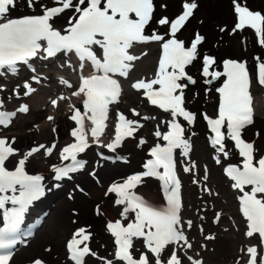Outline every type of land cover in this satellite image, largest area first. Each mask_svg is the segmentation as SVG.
<instances>
[{
    "label": "snow or ice",
    "instance_id": "6c2138e0",
    "mask_svg": "<svg viewBox=\"0 0 264 264\" xmlns=\"http://www.w3.org/2000/svg\"><path fill=\"white\" fill-rule=\"evenodd\" d=\"M24 2L33 13L40 8L41 14L11 18V12L18 6L17 0H0V76H16L20 66H27L31 73L29 79L13 90L15 97L20 98L22 87L26 97L37 91L33 83L40 85L48 79L37 71L36 60L48 61L60 54L66 57L75 55L78 60L76 66L69 62L60 67L76 72L78 84L60 77L59 83L71 90V95L60 94L51 99V105L55 108L60 101L75 97L80 100L83 111L70 104L68 119L74 122L70 131L73 141L59 150L54 142L50 146H33L22 154L13 147L15 137H0V210L3 220L0 227V264H11L12 250L22 242V236L31 234L22 227L27 215L35 203L52 190L45 185L42 174H30L27 170L35 154L43 150L45 156H51L58 151L61 163L53 164L51 171L56 182L52 187L59 189L63 181L73 179L74 174L85 169L87 161L79 157L93 145L115 152L125 139L134 137L144 127L142 121L156 119L155 116H141L136 108L129 111L140 119L129 118L118 108L123 95L121 79H130L136 62L147 55L146 52L136 54V48L153 43L160 49L155 72L151 78L135 80L131 88L149 105L168 114L170 119L161 122L167 128L162 131L160 124L155 126L154 136L158 142L151 148V159L143 165L145 171L112 184L108 190L115 194V204L122 206L121 218L106 225L114 238L113 258L108 259L94 251L90 247L92 233L81 227L67 242L68 259L71 264H87L90 257L99 264H203L188 251L193 248V243L186 230H191L194 222L183 218L182 182L177 172V150L188 161L183 167L185 173L195 176L198 170L197 164L191 161L192 145L180 119L189 126L194 125L197 119V114L186 107L185 90L190 84H196L187 69L198 60L202 63L200 75L206 85L223 78L221 86L215 89L219 94L215 117L207 112L201 114L209 129V142L216 153L215 162L220 165L222 160L230 157L226 141H231L242 159L238 165H228L224 169L225 175L232 181L231 187L240 193V211L247 222L246 237L257 239L260 245H264V156L257 157L255 142L245 139V129L254 122L253 82L264 88V59L255 57L254 73L250 72L247 61L237 59H225L223 71H220L213 67L217 63L215 57L200 55L199 47L205 40L204 36L196 33L186 45L178 33L198 8L196 0H183L182 12L174 19L167 16L155 19L154 0ZM232 3L236 16L232 34L253 30L257 43L264 47V14L250 10L242 0H232ZM161 7L166 8L167 5ZM66 12L71 13L66 26L56 27V20ZM153 25L163 27L164 32ZM225 30L220 29L222 32ZM89 65L92 71L86 74L85 69ZM0 91H4L3 85H0ZM208 91L211 88L206 89ZM4 107V100L0 98V126L4 128L10 126L18 112H29L27 104L11 112L2 110ZM47 119L54 121L55 117L49 115ZM110 120L114 138L104 144L101 138L110 128ZM65 161L69 162L63 163ZM9 164L13 166L9 168ZM207 173L205 166L202 177L205 182ZM149 177L161 182L164 204L154 205L136 192L137 187ZM192 182L201 184L200 179L194 178ZM202 190L209 196L219 195L207 186ZM221 215L217 213L213 222L218 224ZM199 218L205 219L204 216ZM198 227L203 233V225ZM205 239L214 237L208 235ZM137 241L142 242L145 249L139 257L134 255V251H139L135 249ZM240 251L243 255L236 264H241L242 260L244 264H264V250L258 251V245L252 244ZM32 264L45 262L36 258Z\"/></svg>",
    "mask_w": 264,
    "mask_h": 264
},
{
    "label": "bare ground",
    "instance_id": "6f19581e",
    "mask_svg": "<svg viewBox=\"0 0 264 264\" xmlns=\"http://www.w3.org/2000/svg\"><path fill=\"white\" fill-rule=\"evenodd\" d=\"M181 0H155L156 4H157V9L158 11L162 12V11H167L169 13H173L175 11H177V9L179 8V3ZM226 0H222L221 5L218 7L219 9H212V8H208L207 9V3H205V0H196V3L198 4V8L197 11L198 13H204V19L203 21L199 22V23H195L193 24V27H204V30L206 31L207 34V38L204 41H207V46L205 47H213L215 50H218L219 52H233L236 53L238 55H242L245 56V58L248 59L249 63H251V65L257 63V61L255 60V57L259 56L262 59H264V47H261L258 43L256 38L253 37L252 34H254L253 30L250 29H246L244 32H238L236 34H232V29L234 27V24L236 22V16L233 10V3H231L228 0V4L226 5ZM247 1V3H249V5H252L253 8L256 11H260L262 14H264V0H245ZM161 5H167L166 8H162ZM195 10V16H196V12ZM64 18H67V16L65 15ZM213 20V22L211 21ZM221 28H225V31H220ZM182 34V33H181ZM184 37L186 35V32H183ZM204 43V42H203ZM202 43V44H203ZM148 47L150 48L149 52L147 53V55L143 56L142 59L139 60L138 62V66H140L141 68L138 69L136 75L140 74L141 72H144V70L147 71L148 68H143V65L146 64H150L152 65V63L154 62L153 59L155 57L156 54V47L154 44H149ZM200 66H202L201 61L199 63H197V65L195 66V68H193L192 70V74H194L199 80H202L203 77L200 75V71L199 68ZM8 90H10V87L7 88L4 91V96L6 98H8L9 96L14 97V93L13 91L8 92ZM0 93H2V91H0ZM47 95V94H46ZM134 100L135 97L133 96ZM30 101L32 104L31 109L29 110L31 112V114L36 118L34 120V122H38V126H39V132L36 131V129L33 128H28V130H24L23 125L25 123L30 122V118L27 116L26 120H24L22 118V116L18 117L14 124V128H12L8 133H5V135H8V138H12L15 137V135L17 136V138L15 137V146L16 148L20 149V152L23 153L24 152V148L27 147V144L30 143L34 138H37L38 140L40 139H49L51 137V132L49 130L50 128V124L54 121H47L45 120V118L43 117V112L45 111V109L42 108H37L35 109L36 105H38L39 103H44L43 98L41 97V91L37 90L36 93H34L32 96H30ZM216 99V96H214L213 92L210 91L207 95H201L195 98V101H197L202 107L198 108L197 111L200 112H208V110H206L205 108L210 107L211 102L214 101ZM52 112L56 113L55 117L58 118V130L59 131H64V125L68 124V121L65 120L63 118L62 113H60L57 109H52ZM46 115V113L44 114V116ZM210 115V114H209ZM55 118V121H56ZM32 122V121H31ZM205 126V122L204 121H199L198 127L197 128H201ZM252 127H254V129L252 130L254 132L255 129L260 128L261 130H264V118L261 115H257ZM259 129V130H260ZM249 139L251 140L253 137L251 134L248 135ZM197 143L199 146H204V143L201 139L197 138ZM127 150H131V154H130V162L135 160V157H141L142 153H140L138 150L135 151L132 148H127ZM39 158V156H37ZM141 159V158H140ZM33 160H31L32 162ZM30 167L35 166L32 163L29 164ZM45 165H41V169L46 173L48 172V169L44 167ZM36 170H40V168L37 167ZM216 169L214 167H212L211 170V174H215ZM98 173H99V177L100 180L102 181H107L109 180L111 177V175L108 172V169H105L104 166H102L101 168L98 169ZM81 183L86 187V189L89 191V197H82V199L80 201H75L74 205L79 208L80 213H89V210L91 209L92 206V202L94 200H98L99 198L102 197L101 192L99 191V189L97 188V184L96 182H94L93 180L87 179L86 177L82 178ZM148 183L150 184V182L148 181ZM145 183L142 185V187L140 188L141 191H143L145 194L150 195L151 198L155 199L157 197V193H154L151 189V186ZM52 191V190H51ZM59 193V190L52 192L51 197H56ZM75 199V198H74ZM216 200L222 199L220 197H216ZM48 202L46 201V199H44L42 201V204H47ZM60 204L66 208V205L70 204V200L66 199V198H61L60 199ZM223 203H221L222 205ZM224 206V205H223ZM228 206H224V209H226ZM56 216H54V223H53V229L52 232H50L49 234H45L46 238H48V240H56V236H60L66 229L67 227H69V223L67 221L66 218V212L62 209L61 212V217H59L60 212H56L55 213ZM92 214V213H89ZM98 218H94V228L96 233L98 234ZM101 234L103 236V239H106L105 237V232L104 230L101 231ZM64 235V234H63ZM223 236V235H221ZM219 240V239H218ZM251 243L253 242L252 239H248ZM246 241V239H245ZM226 242V244H228V240L224 241L221 240L219 243L220 244H224ZM218 243V241H217ZM60 247V244L58 243V246H55V249H58ZM38 251L41 253L42 252V248H38ZM227 251V249H226ZM102 254V253H101ZM100 254V255H101ZM104 255V254H103ZM101 255V256H103ZM15 256V255H14ZM46 256V255H45ZM222 256V255H221ZM29 257V256H28ZM232 258V257H231ZM49 260V259H48ZM58 264V263H55ZM95 264H99L98 261L95 262Z\"/></svg>",
    "mask_w": 264,
    "mask_h": 264
},
{
    "label": "rangeland",
    "instance_id": "374dc122",
    "mask_svg": "<svg viewBox=\"0 0 264 264\" xmlns=\"http://www.w3.org/2000/svg\"><path fill=\"white\" fill-rule=\"evenodd\" d=\"M221 2H222V0H205V3H207V9L208 8H212V9H219L218 7L221 5ZM226 2V5L228 4V0H226L225 1ZM198 16H201V13H198V11L196 12V16H194L193 18H192V20H190V22H189V24L187 25V27H186V29L187 28H189V27H191L190 28V30H189V32H188V35L190 34V32H191V30L193 29V27H192V24L193 23H195L196 22V18H198ZM201 29L205 32V30H204V27H202L201 26ZM211 51H214L213 49H211ZM218 56H221L220 54H222V52H220V54L219 53H217V51L215 50L214 51ZM225 54H233V52H227V53H225ZM261 131H263V130H261ZM263 136L262 137H258V141H257V144L258 145H264V144H261V143H264V134H262ZM217 197H220L219 195L217 196ZM221 198V197H220ZM231 200H232V203H233V207H234V204H235V202H234V200H233V196H232V198H231ZM227 208H229V206L227 207ZM68 217V216H67ZM54 217L52 216V219H51V217L49 218V220H48V223L46 224V226H44V228H42V230L40 229L39 231H38V237L35 239V240H31L30 241V244L29 245H34V246H38V245H41V243H42V241L43 240H45L46 239V233H47V231H48V233L47 234H49L50 232H52V229H53V223H54ZM68 219H69V217H68ZM53 222V223H52ZM69 227H71V225H69ZM68 227V228H69ZM48 228H49V230H48ZM232 232H236L235 230H234V228L232 229ZM65 234V233H64ZM63 237H64V235H62V239H63ZM221 240H224V241H226V240H228L229 242H228V245L230 246V240H229V238L227 237V236H220V239L219 240H217L218 242H220ZM56 242H58V243H61L60 241H56ZM238 239H233V241H232V252H231V257L233 258V256L236 254V245L238 244ZM28 245V246H29ZM209 245H212L211 247L212 248H214L213 250H210V248H209V250L208 251H205V252H203V254H204V256L205 255H208V254H214L215 252V242H209ZM28 246L27 247H24V248H22L19 252H18V255L19 254H23V253H25V252H27L29 249H27L28 248ZM228 246V247H229ZM21 254V255H22ZM34 254H39V253H31V255H30V257L31 256H33ZM218 255V257L220 256L219 255V253L217 254ZM212 257H213V255H211ZM20 256H18V258H19ZM227 258V259H225L224 260V262H223V264H228L229 263V261L232 259V258ZM220 258V257H219ZM221 259H222V256H221ZM220 262V260H218L216 263H210V264H218Z\"/></svg>",
    "mask_w": 264,
    "mask_h": 264
}]
</instances>
